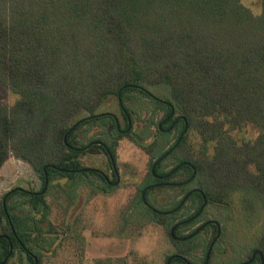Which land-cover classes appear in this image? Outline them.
Wrapping results in <instances>:
<instances>
[{
    "label": "trees",
    "instance_id": "trees-1",
    "mask_svg": "<svg viewBox=\"0 0 264 264\" xmlns=\"http://www.w3.org/2000/svg\"><path fill=\"white\" fill-rule=\"evenodd\" d=\"M0 83L20 96L0 105V171L14 156L42 180L39 191L12 193L7 213L0 198V264L16 250L42 264L58 239L48 193L82 177L75 118L120 93L126 106L131 93L148 98L141 88L168 89L164 100L185 118L172 155L195 170L208 204L229 207L241 194L250 222L264 214V0L259 14L241 0H0ZM138 144L154 153L156 142ZM190 202L199 210V193ZM148 212L171 238L176 214ZM173 242L181 255L194 249Z\"/></svg>",
    "mask_w": 264,
    "mask_h": 264
},
{
    "label": "rangeland",
    "instance_id": "rangeland-1",
    "mask_svg": "<svg viewBox=\"0 0 264 264\" xmlns=\"http://www.w3.org/2000/svg\"><path fill=\"white\" fill-rule=\"evenodd\" d=\"M241 1L255 14L260 13V0ZM152 92L162 99L168 97L169 93L165 87L153 88ZM130 95L135 98L127 99L126 103L135 128L141 131L139 133L145 145L156 142L154 153L148 154L130 135L121 138L117 147V162L122 169V180L108 194L89 185L88 176L80 177L78 186L71 190L67 188L69 180L57 179V187L50 189L47 199L52 209L49 222L58 230V239L53 246L46 245L41 250L44 255L42 264H166L168 257L179 251L180 247L174 244L167 228L154 221L148 210L141 205L139 198L152 163L167 150L178 135L175 131L168 137L158 135L152 139L151 136L158 132V113L161 112L151 114L154 104L149 99L138 93ZM19 99L17 93L0 83V105L12 107ZM103 112H111L120 117L118 99L111 97L107 100L97 110V113ZM87 116L86 112L80 113L75 122ZM93 133L91 128L79 130L76 135L79 146L87 145L89 138L97 136ZM254 134L251 130L244 133L245 136ZM106 135L109 134L101 133L98 136L109 142L111 138ZM176 163L178 159L172 155L164 161L163 167L170 169ZM82 164L104 166L106 157L87 153L82 158ZM16 182L28 191H39L42 187V180L32 167L11 156L0 171V198L9 189L15 188ZM194 186L196 185L187 188L192 189ZM183 193L184 190L179 188L156 189L150 192L149 203L160 212H169L178 205ZM242 200L241 194H236L229 201L231 206L211 205L205 211L206 218H214L227 224L223 242L239 244L216 246L213 250V264H238L245 260L254 247L247 245L255 240L257 233V236L263 233L264 214L254 217L255 220L251 223L247 219L245 208L241 206ZM192 210L190 202L177 218L187 217ZM247 221L254 228L250 229ZM197 223L182 232L191 231ZM47 227L46 224L45 228ZM196 238L193 247L199 246V235ZM204 242L206 243L205 237ZM193 258L199 264V259ZM10 264H28V261L22 252L16 250Z\"/></svg>",
    "mask_w": 264,
    "mask_h": 264
},
{
    "label": "flooded vegetation",
    "instance_id": "flooded-vegetation-1",
    "mask_svg": "<svg viewBox=\"0 0 264 264\" xmlns=\"http://www.w3.org/2000/svg\"><path fill=\"white\" fill-rule=\"evenodd\" d=\"M144 92L148 94L147 99H149L154 104V108L151 114H153L156 111L161 112L160 114L158 113V117H159L157 121L158 132L153 134L151 138L155 139L158 135H162L163 137H168L170 135H173L175 132V126L176 123L178 122V119L183 120L181 116L176 115L175 109H174V113L172 114V108L174 107L170 102L158 98L156 95L150 93L149 91L148 92L144 91ZM161 100L164 102H161ZM158 104L164 105V108H161ZM118 105H119L120 117L111 112H103V113H96L95 115L88 114L87 117H84L76 122V124L80 122L77 125L78 129L76 131V135L78 131L81 130L82 128H91V130L94 131L93 134L97 135L92 137L90 136L91 138H89L88 144L83 147L79 146V143L77 141L78 147H76L75 150L79 151L80 153L79 159L82 161L83 156L86 155L87 153L93 156L104 155L106 157V164H104V166H98V165L85 166L84 164H82L81 168L78 171L81 172L83 177L88 176L87 178H89L88 181L89 185L98 188L104 194H108L112 189L118 187L122 180V169L119 167L117 162L118 159L117 147L119 142L122 140L121 138L123 137L127 138L130 135L131 138H133V140L137 144L138 143L142 144L144 142L143 137H141L139 133L140 130H137L135 128L134 121L130 117L131 111L129 110V108L126 106L125 103L119 101V99H118ZM168 110H169V114H166ZM102 118L109 119V121H105ZM129 118H130L131 126L129 125ZM110 119L113 120V123L110 121ZM106 122L107 124H105ZM101 133L109 134L106 136L111 138L110 141L108 142L104 140L102 137L98 136ZM180 136H178L176 140L175 139L173 140L172 142L173 145L176 144ZM172 144H170V146ZM167 149L169 150L164 152L162 155H160L157 159L154 160L150 170L146 174V178L143 182L142 191L139 194L140 201L142 202L141 205L155 214L164 213V212L161 213L155 212L154 210L155 208L151 203H149L150 192L160 188H179L180 190L181 189L184 190L182 197L178 200L179 204L174 208L176 209L183 202L180 209L168 215H164V214L161 215L172 216L173 214H176L175 217L171 220L172 222L175 220L170 229V235L173 241L186 243L188 240H192V243L190 244L186 243V246H195L193 245V242L197 239L196 237L199 235V246L194 247V249L190 250L185 255H181L177 251V253L170 255V257L177 256L174 259L182 260V263L180 264H197L196 261L193 260L194 259L193 257L199 259V264H213V259H212L213 250L216 246H238L239 244L237 245L234 243L223 242L224 236L227 231V224L225 222L219 221L214 218H206L205 211L211 205L208 204L207 200L205 204V198L200 187L197 188L196 186H194L192 189L187 188L188 186L190 187L191 185L194 184L193 176H195L196 172H194L193 175L190 176L189 170L185 169L184 166H188L190 168H192V166L189 163L178 162L170 169H164L163 167L164 161L167 158L172 157V152H173L172 151L168 156L161 159L172 148H167ZM155 164L156 167H155V171L153 172L152 168ZM16 190L31 193V191L22 188L21 184L18 182L17 186L15 188L9 189L8 192H6L5 196L7 194H9L10 196ZM190 192H191L190 196L184 201L185 197ZM193 193H199V210L193 208L192 212L187 217L178 219L177 216L181 213L182 210L186 208L187 204L190 203V199ZM145 200L149 204V206L145 203ZM216 207L219 206L217 205ZM195 223L197 224L196 226H194V228L191 231L182 232V230L188 228L189 226H192ZM251 223L247 221V224L249 225L250 229L254 228V226H251ZM173 228H174L175 238H173L171 234V230ZM257 235L258 233L254 238L255 240L253 239L254 241L251 242V244L249 243L250 245H247V246H254L251 248L249 257H247L245 260L241 261L238 264H245L251 261L254 252L262 253V251L256 247V246H262L259 241L262 235L260 236ZM204 237L206 238V243L204 242ZM198 250H199V254H198ZM209 250H211V253L209 260L207 262V255ZM248 264H261L260 255L257 254L255 259Z\"/></svg>",
    "mask_w": 264,
    "mask_h": 264
},
{
    "label": "water",
    "instance_id": "water-1",
    "mask_svg": "<svg viewBox=\"0 0 264 264\" xmlns=\"http://www.w3.org/2000/svg\"><path fill=\"white\" fill-rule=\"evenodd\" d=\"M141 89H143V88H141ZM143 90L146 91V92H148V91L145 90V89H143ZM119 101H121V93L119 94ZM161 102H164V101L161 100ZM173 113H174V108H172V114H173ZM181 118H182L183 120H185L184 117H181ZM185 122H186V120H185ZM79 123H80V122H79ZM79 123L75 124V125L72 127V129L70 130V132L73 131V130L77 127V125H78ZM129 125L131 126L130 118H129ZM187 127H188V124H187V122H186V125H185V128H184V131L182 132V134H181L180 138L178 139V141L176 142V144H175V145L173 146V148H172L169 152H167V153H166L161 159H163L164 157L168 156V155L173 151V149H175V148L179 145L180 141L182 140V137H183V136L186 134V132H187ZM65 143L68 144V143H67V135L65 136ZM155 167H156V164H155V165L153 166V168H152V169H153V172L155 171ZM46 170H47V168H45V171H46ZM194 172H195V171H194ZM193 177H194V176H193ZM47 185H48V178L46 177V187H47ZM195 191H197V190H195ZM10 193H11V192H10ZM190 194H191V192L185 197L184 201L190 196ZM143 195H144V194H143ZM8 196H9V194H7V195L4 197V200H3V202H4V208H5V212H6V213H7V209H6V200H7ZM145 203L149 206V204L146 202V200H145ZM182 204H183V202H182V203H181L176 209H174L173 211H169V212H165V213H161V212H159V211L156 210V209H154V210H155V212H157V213H161V214H164V215H168V214H171V213H173V212L179 210ZM205 204H206V199H205ZM186 222H188V221H186ZM186 222H183V223H186ZM181 224H182V223H181ZM171 234H172V237L175 238V235H174V228L171 230ZM192 236H193V235H192ZM192 236H190V237H192ZM12 252H13V247L11 246V251H10V254H9V255H11ZM210 253H211V250L208 251L207 262H208V260H209ZM257 254L260 255L261 264H264V256H263V254H262L261 252H254L252 260L249 261L248 263H251V262L255 259V257H256ZM176 257H177V256H171V257L167 260V264H171L172 260H173L174 258H176ZM36 263H37V260H36ZM248 263H245V264H248Z\"/></svg>",
    "mask_w": 264,
    "mask_h": 264
}]
</instances>
